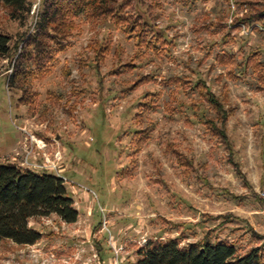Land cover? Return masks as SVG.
<instances>
[{
	"label": "rangeland",
	"instance_id": "374dc122",
	"mask_svg": "<svg viewBox=\"0 0 264 264\" xmlns=\"http://www.w3.org/2000/svg\"><path fill=\"white\" fill-rule=\"evenodd\" d=\"M31 3L21 24L0 5L11 43L0 57V163L24 168L32 149L42 166L59 152L79 216L72 225L30 219L42 239L2 241L0 264H132L148 239L176 237L224 240L239 255L258 247L264 264V31L249 23L264 15V0H117L114 13L133 32L114 17L80 15L66 49L22 93L7 82L34 29L40 0ZM227 54L233 62L216 61ZM208 92L234 109L226 141Z\"/></svg>",
	"mask_w": 264,
	"mask_h": 264
},
{
	"label": "trees",
	"instance_id": "16d2710c",
	"mask_svg": "<svg viewBox=\"0 0 264 264\" xmlns=\"http://www.w3.org/2000/svg\"><path fill=\"white\" fill-rule=\"evenodd\" d=\"M117 0H40L37 19L33 31L21 38L19 51L11 58V74L8 78L9 88L24 93L27 81L39 74L47 73L53 55L66 49L64 39L72 26V21L80 15L88 20L114 17L116 22L125 25L129 32L134 27L129 21L117 18L113 5ZM13 21L23 23L30 15L31 0H0ZM262 22L264 15L249 19ZM144 31L143 28L139 32ZM10 37L0 34V57H10ZM253 56V55H252ZM230 54L217 57L220 64L233 62ZM250 57H246L244 69ZM201 80L195 83L198 88ZM207 103L220 115L222 129L217 135L226 141L225 125L234 114V109L226 111L218 99L207 93ZM20 102L26 104L23 98ZM145 105V104H144ZM216 130V129H215ZM139 135L140 133H136ZM147 136L143 139L146 140ZM142 139L139 138L138 141ZM125 170L116 174L123 175ZM98 214V213H97ZM55 215L63 223L72 225L77 222L79 213L74 207L63 180L50 172L41 173L22 168L16 164L0 163V244L9 241L20 246H31L42 239V234L28 226L30 219ZM99 215V214H98ZM100 219V216H99ZM101 220H99V223ZM99 248L98 255L104 257V248ZM108 246V245H107ZM110 251V247H108ZM102 252V256H101ZM135 261L132 264H262L263 251L250 248L247 253L239 255L235 246L227 241H211L208 238L182 245V239H148L146 244L135 250Z\"/></svg>",
	"mask_w": 264,
	"mask_h": 264
},
{
	"label": "built area",
	"instance_id": "2783aa9c",
	"mask_svg": "<svg viewBox=\"0 0 264 264\" xmlns=\"http://www.w3.org/2000/svg\"><path fill=\"white\" fill-rule=\"evenodd\" d=\"M38 143H40L37 146L38 150L41 151L42 149L45 148L46 145L44 144V142H42V143L38 142ZM31 153H32V149H30L28 151V153L25 156L26 158L24 159V161L22 163V166H24L25 169H30V170L31 169H36V170H39V169L43 168V170L49 171L50 173L54 174L56 177L57 176L60 177L63 180L64 184L67 182L61 175V171H60V167L59 166H60V163L62 162V158L63 157L60 155L59 152H56L53 155V159L45 158V160L43 161L42 166H38V165L34 164L32 161H30ZM43 170H41V171H43ZM258 196H259L260 200L264 202V191H259L258 192ZM99 211L101 213H103V209L102 208L99 209ZM260 215L264 219V209L261 210ZM103 226H104V229L107 228V227H105V219L103 220ZM114 254L116 255V260H117V258H118L117 253L115 252Z\"/></svg>",
	"mask_w": 264,
	"mask_h": 264
}]
</instances>
